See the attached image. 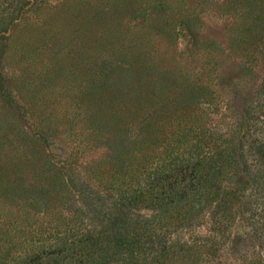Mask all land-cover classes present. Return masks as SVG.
<instances>
[{"label": "rangeland", "instance_id": "374dc122", "mask_svg": "<svg viewBox=\"0 0 264 264\" xmlns=\"http://www.w3.org/2000/svg\"><path fill=\"white\" fill-rule=\"evenodd\" d=\"M0 264H264V0H0Z\"/></svg>", "mask_w": 264, "mask_h": 264}, {"label": "trees", "instance_id": "16d2710c", "mask_svg": "<svg viewBox=\"0 0 264 264\" xmlns=\"http://www.w3.org/2000/svg\"><path fill=\"white\" fill-rule=\"evenodd\" d=\"M126 72V70L119 69V73ZM131 85H126L122 84L121 88L125 91L128 92L130 89ZM131 99L128 94H125L121 99H120V104L124 107H127L130 105ZM189 161L190 160H182V162L174 164L170 167H167L161 171L158 172H149L146 173L141 180V184H138L135 189L128 190L127 192L130 193H125V198L124 201L125 203L132 204L135 200L137 202L141 201L142 203H147V202H153L152 200H160L163 199L165 201H169V193H165L164 191L161 196L163 198H157L156 196V191L157 190H162L164 188L163 183L165 182V174L169 175L167 178L170 179L171 181L175 183H182V188L189 190L188 187H190V184L192 183L195 186H198L199 188H202L203 194L202 197L200 198L201 202L204 203L207 200L209 201L212 197L213 194H208L206 191H208L209 188V183L208 181H211L212 179L209 176H206L205 173L203 175L201 174L202 172L210 171L215 167L216 162H211L210 160H202L203 162L199 161L196 163V165L192 168L189 167ZM240 164L242 166V169L244 172L247 171V165L246 162L240 160ZM208 182V183H206ZM204 183H206L205 187L202 186ZM184 184H188V186H184ZM133 195V196H130ZM217 197H213L212 199H216ZM210 200V201H214Z\"/></svg>", "mask_w": 264, "mask_h": 264}]
</instances>
